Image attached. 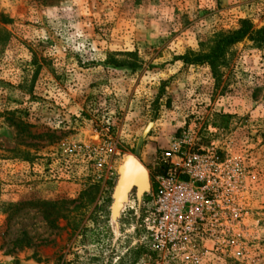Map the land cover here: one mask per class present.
I'll list each match as a JSON object with an SVG mask.
<instances>
[{"label":"rangeland","instance_id":"rangeland-1","mask_svg":"<svg viewBox=\"0 0 264 264\" xmlns=\"http://www.w3.org/2000/svg\"><path fill=\"white\" fill-rule=\"evenodd\" d=\"M239 20L264 28V0H0V264H264V43L216 74L181 59ZM187 131L239 164L244 211L236 246L188 258L156 252L137 218ZM126 155L149 191L113 221Z\"/></svg>","mask_w":264,"mask_h":264},{"label":"built area","instance_id":"built-area-1","mask_svg":"<svg viewBox=\"0 0 264 264\" xmlns=\"http://www.w3.org/2000/svg\"><path fill=\"white\" fill-rule=\"evenodd\" d=\"M196 139V134L183 132L160 152L163 172L137 215L154 250L172 257L188 258L206 242L232 248L242 236L243 172L238 163L219 159L214 142L196 149ZM103 165L104 160L95 165L98 179Z\"/></svg>","mask_w":264,"mask_h":264},{"label":"trees","instance_id":"trees-1","mask_svg":"<svg viewBox=\"0 0 264 264\" xmlns=\"http://www.w3.org/2000/svg\"><path fill=\"white\" fill-rule=\"evenodd\" d=\"M248 39L257 45L264 43V28L255 29L249 20H239L237 28L215 33L207 43L201 44L197 53H188L181 59L185 64L208 65L213 74L224 62L228 50Z\"/></svg>","mask_w":264,"mask_h":264},{"label":"water","instance_id":"water-1","mask_svg":"<svg viewBox=\"0 0 264 264\" xmlns=\"http://www.w3.org/2000/svg\"><path fill=\"white\" fill-rule=\"evenodd\" d=\"M118 172L119 176L112 195L111 215L113 221L119 216V212L133 189L136 190L138 197L149 191L147 172L132 155L125 156Z\"/></svg>","mask_w":264,"mask_h":264},{"label":"bare ground","instance_id":"bare-ground-1","mask_svg":"<svg viewBox=\"0 0 264 264\" xmlns=\"http://www.w3.org/2000/svg\"><path fill=\"white\" fill-rule=\"evenodd\" d=\"M125 158V157H124Z\"/></svg>","mask_w":264,"mask_h":264}]
</instances>
